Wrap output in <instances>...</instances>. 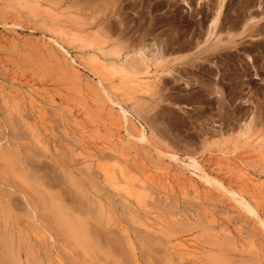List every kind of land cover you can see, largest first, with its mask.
<instances>
[{"label": "rangeland", "instance_id": "374dc122", "mask_svg": "<svg viewBox=\"0 0 264 264\" xmlns=\"http://www.w3.org/2000/svg\"><path fill=\"white\" fill-rule=\"evenodd\" d=\"M230 188L264 221V0H0V264H264Z\"/></svg>", "mask_w": 264, "mask_h": 264}, {"label": "bare ground", "instance_id": "6f19581e", "mask_svg": "<svg viewBox=\"0 0 264 264\" xmlns=\"http://www.w3.org/2000/svg\"><path fill=\"white\" fill-rule=\"evenodd\" d=\"M216 18V17H215ZM215 19L214 20H212L210 23H209V25H212V27H214V25H215ZM16 26V25H15ZM60 35V34H59ZM59 35H53L52 36V38H50V43L52 44V46L53 47H55L56 49H58L61 53H62V55L64 56V57H66L72 64H74V65H76V66H80L79 64H78V62H77V60H75V58H74V56H72L71 55V53H70V50H69V48H68V46L66 45V42H65V40H64V38H62L61 36H59ZM73 38V37H72ZM71 38V39H72ZM77 39V38H76ZM80 39V38H79ZM89 41V40H88ZM90 42V41H89ZM89 42H87V43H89ZM86 43V42H85ZM87 43L85 44V45H87ZM90 43H93V42H90ZM79 44V43H78ZM94 44V43H93ZM84 46V45H83ZM89 46V45H88ZM90 46L92 47L93 45L92 44H90ZM94 47V46H93ZM99 50V49H98ZM104 52V51H103ZM105 53V52H104ZM104 53H103V56H107V55H104ZM109 55V54H108ZM135 55V54H134ZM96 56V55H95ZM94 56V57H95ZM125 56H127V55H125ZM137 57H136V59L135 60H128V58L127 57H124V58H122L121 57V54H118V53H114L113 54V56H112V60L113 61H111V62H109L108 63V66H106V65H104V63H100V62H104V61H101L99 58H97V59H95L94 57H92V58H94L93 59V61H97L98 62V64H97V66L99 67V66H101L102 68H107L108 69V71H111V74H113L114 76L116 75V76H119V78L120 79H130V78H132V80H137V79H139V78H133L134 76H136V74H137V67H138V64H140V63H143L142 62V55L140 54V53H137V55H136ZM98 59H99V61H98ZM92 61V62H93ZM90 62H91V60H90ZM100 63V64H99ZM92 64H94V63H92ZM105 64H106V62H105ZM101 68V69H102ZM98 71H100V70H98ZM94 72V75L96 76V78H97V84H98V87L100 86V87H104V81L106 82V80H105V77L104 76H101V72ZM106 75H108V73L106 74ZM112 75V76H113ZM111 75H110V77H112ZM108 77H109V75H108ZM143 80V79H142ZM142 80H140V81H142ZM124 81V80H123ZM126 82V81H125ZM142 84H147V83H145V82H142ZM104 89V88H103ZM102 89V90H103ZM104 91V90H103ZM105 96L107 95V100H109V101H111L113 104H116V103H118V102H116L115 100H113L112 98H110L109 96H111L109 93H108V91H106V88H105ZM112 99V100H111ZM117 106H118V104H116ZM119 110H120V115H121V117L123 118L122 120L123 121H126V122H132L131 121V119H130V117H129V114L126 112V110H124L121 106H119ZM126 134H127V136L128 137H130V138H132V139H135V140H137V141H147V140H145V137H146V135H145V133H144V130L141 128V129H138L137 131H135V132H131V131H127L126 130ZM142 142V143H143ZM150 143V142H149ZM143 144H145V142L143 143ZM148 144V143H147ZM146 144V145H147ZM148 147V146H147ZM173 156H169V158H172ZM177 160V159H176ZM175 160V161H176ZM179 163V162H178ZM185 163V162H184ZM180 163V165L182 164L184 167V169H186V171H188V172H190V174L192 173V175L194 174V176H196V177H199V178H201L205 183H207L208 185H212V184H214L215 185V187H217L218 188V181H217V179H214L212 176H210L209 174H205L204 173V171H203V165H202V163L200 162V161H198V160H193L192 162H188V163ZM187 164V165H186ZM186 165V166H185ZM182 167V166H181ZM126 175H124V179H126V177H125ZM106 177L108 178L107 180H108V183H110V181H109V179L110 180H112V177H113V175H111V173H109L108 172V174L106 175ZM123 177V176H122ZM115 178H113V180H114ZM126 181H127V179H126ZM112 183V182H111ZM113 183H114V181H113ZM114 185H116V184H114ZM224 186V185H223ZM125 188V187H124ZM126 189V188H125ZM227 189V188H226ZM225 189V190H226ZM126 190H128V189H126ZM215 190V189H214ZM223 190V189H222ZM120 191V190H119ZM131 191V190H130ZM129 192V191H128ZM227 194H229L231 197H232V199L237 203V205L238 206H240L243 210H245V212H247V213H249L250 215H252L255 219H257V221L260 223V225H261V228H263L264 229V221H262V219L260 218V216L258 215V213H257V211L254 209V208H252V207H250V206H248L247 205V203L245 202V195H244V193L242 192V191H239V190H236V189H234V188H230L229 190H227ZM131 193V192H130ZM134 192L132 191V193L131 194H133ZM225 193H226V191H225ZM135 194V193H134ZM133 194V196L134 197H136L137 199H138V197H137V194L136 195H134ZM226 194V195H227ZM132 196V195H131ZM228 196V195H227ZM229 197V196H228ZM231 197H229V198H231ZM130 198H132V197H130ZM58 219V218H57Z\"/></svg>", "mask_w": 264, "mask_h": 264}, {"label": "crops", "instance_id": "0c3cea01", "mask_svg": "<svg viewBox=\"0 0 264 264\" xmlns=\"http://www.w3.org/2000/svg\"><path fill=\"white\" fill-rule=\"evenodd\" d=\"M215 17H216V16H215ZM214 19H215V21H216V18H213L212 20H214ZM212 20H211V21H212ZM211 21H210V22H211ZM215 23H216V22H215ZM214 26H215V25H214Z\"/></svg>", "mask_w": 264, "mask_h": 264}]
</instances>
